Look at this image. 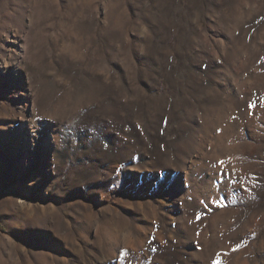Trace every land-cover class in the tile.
<instances>
[{"label":"rangeland","instance_id":"1","mask_svg":"<svg viewBox=\"0 0 264 264\" xmlns=\"http://www.w3.org/2000/svg\"><path fill=\"white\" fill-rule=\"evenodd\" d=\"M0 264H264V0H0Z\"/></svg>","mask_w":264,"mask_h":264}]
</instances>
